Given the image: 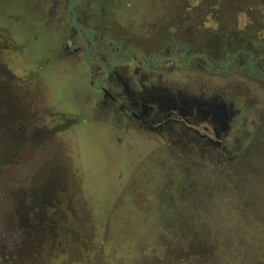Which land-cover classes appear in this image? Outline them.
Returning <instances> with one entry per match:
<instances>
[{"label":"rangeland","instance_id":"rangeland-1","mask_svg":"<svg viewBox=\"0 0 264 264\" xmlns=\"http://www.w3.org/2000/svg\"><path fill=\"white\" fill-rule=\"evenodd\" d=\"M89 6L101 24L93 38L107 32L118 51L178 39L207 53L212 70L173 72L192 89L184 103L217 126L226 120L221 102L237 114L216 143L182 125L161 135L126 126L112 106L91 113L84 75L67 69L84 62L60 54L70 34L66 1L0 0V262L264 264V81L242 66L214 71L221 51L263 55L264 0L79 7ZM200 88L214 98L197 97ZM184 91L162 87L144 100L180 104ZM46 109L75 121H41L43 138L30 139L31 115Z\"/></svg>","mask_w":264,"mask_h":264},{"label":"flooded vegetation","instance_id":"flooded-vegetation-1","mask_svg":"<svg viewBox=\"0 0 264 264\" xmlns=\"http://www.w3.org/2000/svg\"><path fill=\"white\" fill-rule=\"evenodd\" d=\"M65 1L70 34L63 43L60 54H63V57L71 56L72 59H81L84 62V66L78 64L74 68L67 69L68 71L75 70V74L84 75L85 90H82V96L91 103V113L98 107L112 106L127 122L126 126L128 123L136 124L146 131L160 135L168 124L185 126L186 129L193 132H196L194 129H199L213 141L216 139V143L219 142L218 139L221 137L219 131H223L225 127L228 129V122H231L237 114L233 108L234 105L232 103L227 105L220 101L226 108V120L225 124L217 126L215 122L205 119L203 115L200 116L195 108L186 106L184 103L185 94L191 92L192 89H185L180 81H177L179 78L173 75L176 66L186 70L195 64L200 69L205 68L207 72L212 70L211 58L207 57L205 60L200 56L207 53L194 51L186 42L178 39L167 42L160 41L161 45L150 51L142 48H127L118 51L115 48H119V46L113 47L112 43L108 42L107 32L93 38L94 29L92 27L101 25L97 23V18L93 13L94 6H89L86 11L79 7L82 0ZM55 8H57L56 5ZM51 11L57 13V9ZM61 20L62 18L50 21L57 23ZM75 40L79 44L82 43V50L80 46H75ZM101 40L102 42L104 40L107 46H103ZM250 48L248 51L239 48L235 51H221L219 53L221 57L216 62L214 71L222 69L229 72L235 68V65L242 66L244 73L264 81V52L261 53L263 55H255L258 51L255 48ZM259 58H263V62H259ZM172 77L176 78L174 81L176 83L172 82ZM174 85L185 90L184 93L181 92L184 94L181 96V100H184L180 104L174 101L158 102L152 98L146 105L144 97L147 93L152 95L159 88L171 89ZM185 86L187 87L188 84ZM205 93L200 88V93L195 95L203 100L214 98L205 96ZM71 96L73 99L79 98L78 90L75 87ZM49 118H65L67 121H75L74 117L68 118L66 114H58V112H52L49 109L35 110L29 119L31 128L34 126V129L28 131L30 139L41 140L43 138L41 126L39 128L38 123L46 122Z\"/></svg>","mask_w":264,"mask_h":264},{"label":"trees","instance_id":"trees-1","mask_svg":"<svg viewBox=\"0 0 264 264\" xmlns=\"http://www.w3.org/2000/svg\"><path fill=\"white\" fill-rule=\"evenodd\" d=\"M4 259H5V258L3 257V261L0 262V264H14V263H12L10 260H8V262H7V261H5ZM15 264H18V262L15 263Z\"/></svg>","mask_w":264,"mask_h":264}]
</instances>
